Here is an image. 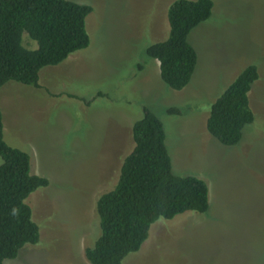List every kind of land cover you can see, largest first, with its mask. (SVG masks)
<instances>
[{"label": "rangeland", "instance_id": "374dc122", "mask_svg": "<svg viewBox=\"0 0 264 264\" xmlns=\"http://www.w3.org/2000/svg\"><path fill=\"white\" fill-rule=\"evenodd\" d=\"M72 1L93 8L90 45L43 67L38 86L0 88L6 142L49 179L27 198L40 242L4 264H92L85 248L99 232L96 199L115 186L143 106L165 125L173 171L206 181L209 209L159 218L122 264H264V0H213L212 16L190 33L198 63L181 90L145 53L167 37L175 0ZM22 43L37 48L25 31ZM252 63L260 73L249 91L254 121L224 145L207 130L210 105Z\"/></svg>", "mask_w": 264, "mask_h": 264}, {"label": "trees", "instance_id": "16d2710c", "mask_svg": "<svg viewBox=\"0 0 264 264\" xmlns=\"http://www.w3.org/2000/svg\"><path fill=\"white\" fill-rule=\"evenodd\" d=\"M213 7V0H175L167 10V37L146 47V55L160 62L161 78L171 88L181 90L192 79L198 52L189 36L212 16ZM92 11L91 5L72 0H0V88L10 80L38 86L43 67L58 65L87 48L91 38L86 19ZM24 31L37 48L23 45ZM259 76L258 66L248 64L211 103L206 127L222 144H237L244 127L254 121L249 91ZM166 111L176 115L181 108L168 106ZM132 135L135 145L122 162L115 186L96 199L99 232L85 248L92 264H122L126 255L140 249L159 218L209 209L206 181L173 171L165 125L149 106H143ZM0 157V264H4L24 245L40 242V227L27 198L46 187L49 179L32 172L28 152L6 142L1 107Z\"/></svg>", "mask_w": 264, "mask_h": 264}]
</instances>
